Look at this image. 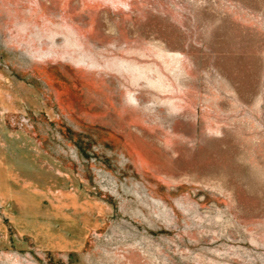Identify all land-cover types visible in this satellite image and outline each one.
<instances>
[{
    "label": "rangeland",
    "instance_id": "1",
    "mask_svg": "<svg viewBox=\"0 0 264 264\" xmlns=\"http://www.w3.org/2000/svg\"><path fill=\"white\" fill-rule=\"evenodd\" d=\"M0 264H264V0H0Z\"/></svg>",
    "mask_w": 264,
    "mask_h": 264
}]
</instances>
